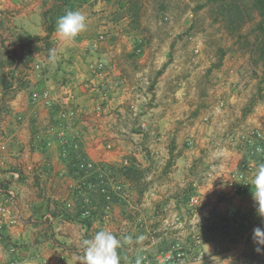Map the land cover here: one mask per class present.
Wrapping results in <instances>:
<instances>
[{
  "label": "rangeland",
  "instance_id": "rangeland-1",
  "mask_svg": "<svg viewBox=\"0 0 264 264\" xmlns=\"http://www.w3.org/2000/svg\"><path fill=\"white\" fill-rule=\"evenodd\" d=\"M223 6L221 0H0V79L22 83L34 71L42 70L44 60H50L49 50L56 49L57 59L50 71L61 73L60 80L57 74L54 82H61L64 94L54 105L59 118L45 130L53 139L40 138L39 144L52 147L57 142L61 152L67 146L69 155L61 158H77L78 174L84 182L94 177L97 193L126 194L121 195L125 200L106 196L105 205L98 200L91 215H86L88 207L81 201L75 215L81 212L79 222L84 228L88 223L94 225L82 239L111 230L122 244L127 242L123 246L130 248L121 250L129 256L127 264H142L148 259L151 264H166L163 253L176 243L183 245L185 215L199 210L192 211L184 204L194 195L201 199L202 180L214 173L216 159L221 157L215 155L214 148L198 155L193 165L195 186L183 184L171 193L170 189L160 191L162 196H174L175 204L183 205L182 213L171 216L168 206L162 204L158 217L138 216V195L142 192L144 199L154 189V178L159 182L175 180L167 175L172 173L175 160L196 147L194 130L203 127L214 135L219 125L216 114H242L232 121L234 154L222 158L234 161L236 168L228 174L238 183L237 193L253 198L255 170L264 162V62L255 31L260 18L253 13V20L237 27L230 22L232 13ZM76 10L87 15V30L72 41H63L56 33L57 21L67 11ZM16 18L28 19L26 27H22L23 22L16 25ZM48 28L53 29L50 35ZM11 42L20 44L18 56L22 59L16 58ZM11 68L19 70L18 74ZM72 68L83 77L71 74ZM81 88L84 93L92 91L87 111L94 112L95 119L90 125L86 116H78L79 109L73 103L75 91ZM88 126L94 130L93 140L87 138L92 140L89 145L92 143L99 154L95 164L82 151L88 142L83 137ZM75 145L77 151L71 156ZM109 154L115 155L111 165L102 160ZM88 163L93 168L88 169ZM241 180L246 184L239 188ZM136 223L145 230L140 243H153V248L142 250L145 254L139 256H135V246L141 233ZM125 236H131V241H125ZM0 250V264H9L13 257L4 239H0ZM32 259L28 264H46L44 257Z\"/></svg>",
  "mask_w": 264,
  "mask_h": 264
},
{
  "label": "crops",
  "instance_id": "crops-1",
  "mask_svg": "<svg viewBox=\"0 0 264 264\" xmlns=\"http://www.w3.org/2000/svg\"><path fill=\"white\" fill-rule=\"evenodd\" d=\"M16 19L18 20L16 25L20 26V22H23L22 27H26L28 24V19ZM11 44L16 58H21L22 56H18V53L22 52V48L18 46L20 44L17 42H11ZM71 52L68 50V53ZM44 62L42 70L34 71V75L25 77L20 84L16 83V80L8 83L0 79V105H6L5 109V105L0 106V183L8 184L18 193L21 209L20 220L15 225L6 224L0 216V234L11 247L16 248L17 254L14 256L10 254L18 262L28 261L29 258L34 260V258L44 257L46 264H80V256L83 255L82 234L92 232L94 225L88 223L84 228L79 222L81 212L75 215L76 207L83 201L88 207L86 215L94 214L96 202L102 200L105 205L107 195L94 190V185L97 184L94 177L84 182V178L78 174L79 166L76 165L78 161H75L77 158H72L76 149L70 150L72 157L69 161L61 158V148L57 142H54L52 147H43L39 144L40 138L53 139V136L45 130L59 118V109L54 105L58 104L57 97L61 98L64 94L61 82H54L57 74L59 78L57 80H60L61 73L50 71V65L53 64L51 60L45 59ZM57 68L58 66L55 69ZM62 69L61 67L60 70ZM10 71L18 74L19 70L11 68ZM77 71L73 69L71 74H75L76 77L82 76V72L77 73ZM83 90L81 88L75 91L76 99L73 103L79 109L78 116L80 118L86 116L87 124L90 125L95 119L94 112L87 111L91 105L87 101L90 100L89 96L92 91L84 93ZM36 92H49L50 94L53 92L55 94L51 96L53 106L46 102H33L32 94ZM241 115L233 112L216 114L219 125L215 126L213 136L212 130L207 128L194 130V133H197L196 147L178 156L172 173L167 174L169 178L173 177L175 180L166 179L164 182H159L158 177L150 178L153 179L154 189L151 188L144 199L142 192L138 195L139 203L137 202V207H135V213L138 216L145 215L151 219L158 217L160 213L158 210L162 204L168 206L166 211L172 214L171 216L182 213L183 205L177 206L174 196L170 198L169 194L162 196L160 191L165 189L167 192L170 189L171 193L174 187L183 184L195 186L197 181L193 176L195 172L193 165L198 155L202 152L205 155L214 148L215 155L221 157L216 159L214 173H209L208 178L202 180L203 184L200 187L202 188L200 192L202 202L199 210L188 213L184 218L183 237L185 240H183V245L186 248L198 241L206 254L203 264H264V252L257 253L255 250L257 246L252 240L253 229L257 226H264V221L256 212L253 198L239 195L236 190L238 183H233L229 178L228 172L236 168L233 159L222 158L226 154L230 153L232 156L234 154L235 125L232 121ZM88 127L85 136H83L84 133L81 136L85 139L89 137L92 139L94 130ZM92 140H88L86 146H82V151L95 164L97 163L95 159L99 158V154L96 155L92 143L89 145ZM106 157L107 160H105ZM102 158L105 163L111 165L115 155H104ZM140 163H143L141 165L144 167L147 166L142 161ZM120 188L119 186L118 189ZM101 191L106 192L104 189ZM121 195L126 194L109 192L107 198L114 196L115 199L116 196L120 200L121 197L123 198ZM135 195L137 197L136 193ZM66 202L71 208L69 211L65 209ZM188 202L189 198L184 205L190 209ZM107 208L110 210L109 207ZM119 209L120 207H117V215H119ZM137 227L143 235L145 231L143 225L136 223ZM126 243L123 242L122 247L118 249L121 264H127L129 260V256H124L121 252V250L130 248L123 246L127 245ZM152 244L144 246L143 243H136L135 256L144 253L141 252L142 250L153 248ZM65 249H69L70 252H66ZM62 255L65 256L64 261L59 259ZM149 261L150 259L142 264H151Z\"/></svg>",
  "mask_w": 264,
  "mask_h": 264
},
{
  "label": "clouds",
  "instance_id": "clouds-1",
  "mask_svg": "<svg viewBox=\"0 0 264 264\" xmlns=\"http://www.w3.org/2000/svg\"><path fill=\"white\" fill-rule=\"evenodd\" d=\"M88 17L80 11H67L57 21L56 33L63 41H72L77 35L87 30ZM50 60L54 63L57 59L56 49L49 50ZM254 190L252 197L255 202L257 214L264 221V162L257 165L254 179L252 181ZM131 236H125V241H131ZM144 237L138 236L137 243ZM252 240L256 252H264V226H257L253 229ZM83 255L80 256V264H121V255L118 249L122 247L121 240L108 230L97 231L92 238L82 241ZM139 264V261H137Z\"/></svg>",
  "mask_w": 264,
  "mask_h": 264
},
{
  "label": "built area",
  "instance_id": "built-area-1",
  "mask_svg": "<svg viewBox=\"0 0 264 264\" xmlns=\"http://www.w3.org/2000/svg\"><path fill=\"white\" fill-rule=\"evenodd\" d=\"M2 21V15L0 14V22ZM33 102H46L47 104L52 105L51 97L48 92L39 93L36 92L32 94ZM67 147V146H66ZM65 146L62 149L61 156L68 157L69 151ZM78 145L74 146V149H77ZM88 169L93 168L92 163H88ZM246 183L243 184L241 180L239 188L243 187ZM238 188V189H239ZM201 205V199L199 196L194 195L189 198L188 206L191 210H196ZM20 204L18 193L11 188L6 183H0V216L3 221L8 225H15L20 220ZM227 228V227H225ZM0 239H3V235L0 234ZM10 247V253L16 255V248ZM66 252H70V250L65 249ZM61 261L65 260V256L62 255L59 257ZM163 259L166 264H203L206 259V254L204 248L199 244L198 241L194 243L193 246L184 247V245L180 243H176L173 246V249L166 251L163 253ZM9 264H28V261L18 262L13 258V260Z\"/></svg>",
  "mask_w": 264,
  "mask_h": 264
},
{
  "label": "trees",
  "instance_id": "trees-1",
  "mask_svg": "<svg viewBox=\"0 0 264 264\" xmlns=\"http://www.w3.org/2000/svg\"><path fill=\"white\" fill-rule=\"evenodd\" d=\"M221 1H224L223 7L227 8L233 15L230 22L232 24H237V27H242L247 20H253L255 17L254 14L257 13L260 20L256 25L255 31L258 32L260 36L258 52L260 59L264 62V0H230L227 4H225L227 0ZM52 31V28H48V35H50Z\"/></svg>",
  "mask_w": 264,
  "mask_h": 264
}]
</instances>
